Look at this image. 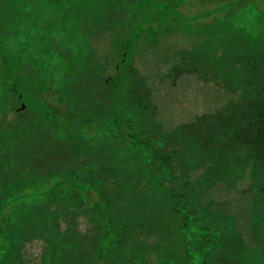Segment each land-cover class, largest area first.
Here are the masks:
<instances>
[{"label": "rangeland", "instance_id": "374dc122", "mask_svg": "<svg viewBox=\"0 0 264 264\" xmlns=\"http://www.w3.org/2000/svg\"><path fill=\"white\" fill-rule=\"evenodd\" d=\"M0 264H264V0H0Z\"/></svg>", "mask_w": 264, "mask_h": 264}, {"label": "trees", "instance_id": "16d2710c", "mask_svg": "<svg viewBox=\"0 0 264 264\" xmlns=\"http://www.w3.org/2000/svg\"><path fill=\"white\" fill-rule=\"evenodd\" d=\"M121 61V63L123 62V57H122V59L120 60ZM24 100H22V95H19L18 96V98L16 99V100H8V102H7V104L9 103V105H8V107H9V111H11V112H18V111H20V110H22V109H24L26 106L24 105ZM40 104V103H39ZM38 104V105H39ZM20 105H21V107H20ZM68 117H71L70 115L69 116H67V119H68ZM58 122H60V119H59V121ZM66 122H67V120H66ZM67 125H69V124H67ZM69 127H70V133L67 135L68 136V138L72 135V136H74L75 137V131L74 130H77L76 128L74 129V125H72V124H70L69 125ZM74 132V133H73ZM125 136H128V134H126V133H123Z\"/></svg>", "mask_w": 264, "mask_h": 264}]
</instances>
